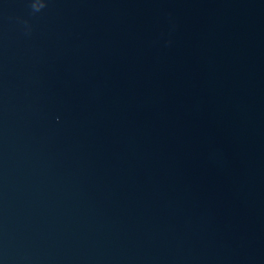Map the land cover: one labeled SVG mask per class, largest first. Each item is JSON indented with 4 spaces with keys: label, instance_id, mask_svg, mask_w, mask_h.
I'll return each instance as SVG.
<instances>
[{
    "label": "water",
    "instance_id": "obj_1",
    "mask_svg": "<svg viewBox=\"0 0 264 264\" xmlns=\"http://www.w3.org/2000/svg\"><path fill=\"white\" fill-rule=\"evenodd\" d=\"M0 264H264V0H0Z\"/></svg>",
    "mask_w": 264,
    "mask_h": 264
}]
</instances>
